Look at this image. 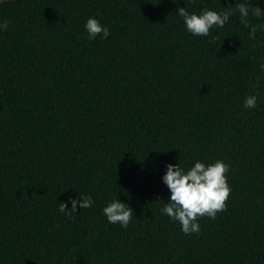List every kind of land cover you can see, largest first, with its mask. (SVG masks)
<instances>
[{"label": "trees", "instance_id": "obj_1", "mask_svg": "<svg viewBox=\"0 0 264 264\" xmlns=\"http://www.w3.org/2000/svg\"><path fill=\"white\" fill-rule=\"evenodd\" d=\"M246 2L264 10V0L0 2V264H264V28L250 39L236 11ZM181 7L233 15L194 36ZM89 18L106 39L88 38ZM248 22L264 25V13ZM217 160L229 166L227 210L186 235L162 213L166 165ZM115 199L133 210L127 228L103 213Z\"/></svg>", "mask_w": 264, "mask_h": 264}, {"label": "clouds", "instance_id": "obj_2", "mask_svg": "<svg viewBox=\"0 0 264 264\" xmlns=\"http://www.w3.org/2000/svg\"><path fill=\"white\" fill-rule=\"evenodd\" d=\"M236 11L239 12L241 23L249 29L250 39L254 38L259 28L264 25L250 24L248 22L249 13L260 18L264 10L259 7H251L248 2L237 5ZM178 15L183 19L188 32L194 36H208L210 29L214 27L223 28L229 22L233 13L224 11L218 13L212 10H204L200 15L189 14L185 7L178 9ZM8 21H5L0 28L7 29ZM90 40L95 39L102 34L103 38L109 36L108 28L102 26L95 18H89L85 25ZM264 70V65H261ZM247 109H253L257 106V97L249 96L245 99L244 105ZM167 171L163 176V183L167 186L170 197L162 209L170 219L179 222L181 231L184 234L199 233L201 231L198 220L203 217L215 219L218 212L227 210V200L231 194V188L228 186L226 173L229 166L223 161L217 160L214 163L205 165L197 161L194 166L187 171L179 164L166 165ZM72 204L71 212H77V199L70 200ZM93 200L90 196L82 197L79 204L81 209L90 208ZM59 211H66V204L59 203ZM103 213L109 223L119 224L127 228L133 218V210L127 204L115 199L109 203Z\"/></svg>", "mask_w": 264, "mask_h": 264}, {"label": "rangeland", "instance_id": "obj_3", "mask_svg": "<svg viewBox=\"0 0 264 264\" xmlns=\"http://www.w3.org/2000/svg\"><path fill=\"white\" fill-rule=\"evenodd\" d=\"M4 1H8V0H0V2H4Z\"/></svg>", "mask_w": 264, "mask_h": 264}]
</instances>
